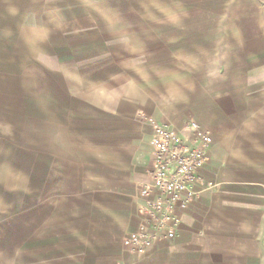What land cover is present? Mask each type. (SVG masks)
<instances>
[{"label":"crops","instance_id":"0c3cea01","mask_svg":"<svg viewBox=\"0 0 264 264\" xmlns=\"http://www.w3.org/2000/svg\"><path fill=\"white\" fill-rule=\"evenodd\" d=\"M171 1L179 11L157 35L174 63L155 78L132 74L136 93L86 125L65 110L69 11L94 5L0 0V264H264L261 1ZM38 73L43 142L21 123L42 119ZM140 112L178 130L195 119L213 141L176 237L135 254L124 239L143 222L140 188L154 165V129Z\"/></svg>","mask_w":264,"mask_h":264},{"label":"rangeland","instance_id":"374dc122","mask_svg":"<svg viewBox=\"0 0 264 264\" xmlns=\"http://www.w3.org/2000/svg\"><path fill=\"white\" fill-rule=\"evenodd\" d=\"M86 1L94 6L71 7L69 11L70 55L64 103L70 117L84 114L88 125L94 115L98 117L103 111L123 106V96L127 91L136 93L130 85L132 74L138 77L137 80L155 78L162 71L163 64L174 63L173 57L166 55V46L158 39L157 32L167 31L172 26L167 22L179 9L172 7L171 0H143L146 6L137 8L125 6L123 0ZM260 1L264 14V0ZM194 12L203 14L204 8H196ZM209 26L218 28L214 31L222 27L221 24ZM38 75L42 79V87L37 89L39 97L32 108L42 114V119L23 120L21 123L33 131L32 135H40L43 142L44 100L48 89L43 86L44 73ZM5 107H9L13 115L23 112L14 104ZM144 116L151 119L145 112L138 114L139 119L148 121ZM29 137L38 141L26 134V138Z\"/></svg>","mask_w":264,"mask_h":264},{"label":"built area","instance_id":"2783aa9c","mask_svg":"<svg viewBox=\"0 0 264 264\" xmlns=\"http://www.w3.org/2000/svg\"><path fill=\"white\" fill-rule=\"evenodd\" d=\"M152 147L154 165L151 183L143 184L140 195L143 222L138 230L124 239V245L135 254H144L162 239L172 240L180 225L178 211L186 210L197 197L195 185H205L201 174L208 161L212 135L199 121L190 120L182 130L173 129L154 119Z\"/></svg>","mask_w":264,"mask_h":264}]
</instances>
